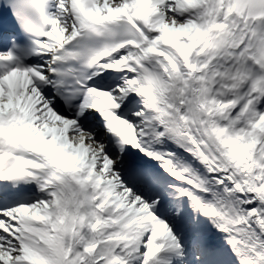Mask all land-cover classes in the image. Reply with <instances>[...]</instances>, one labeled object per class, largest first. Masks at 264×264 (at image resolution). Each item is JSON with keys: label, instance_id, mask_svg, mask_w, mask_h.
<instances>
[{"label": "snow or ice", "instance_id": "snow-or-ice-1", "mask_svg": "<svg viewBox=\"0 0 264 264\" xmlns=\"http://www.w3.org/2000/svg\"><path fill=\"white\" fill-rule=\"evenodd\" d=\"M0 264H264V0H0Z\"/></svg>", "mask_w": 264, "mask_h": 264}]
</instances>
